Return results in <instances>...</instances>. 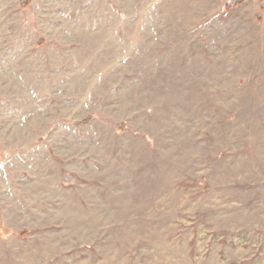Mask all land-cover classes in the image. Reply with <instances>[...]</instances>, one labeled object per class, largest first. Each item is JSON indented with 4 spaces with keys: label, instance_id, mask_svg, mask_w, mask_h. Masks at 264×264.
Instances as JSON below:
<instances>
[{
    "label": "rangeland",
    "instance_id": "obj_1",
    "mask_svg": "<svg viewBox=\"0 0 264 264\" xmlns=\"http://www.w3.org/2000/svg\"><path fill=\"white\" fill-rule=\"evenodd\" d=\"M0 0V264H264V0Z\"/></svg>",
    "mask_w": 264,
    "mask_h": 264
},
{
    "label": "trees",
    "instance_id": "obj_2",
    "mask_svg": "<svg viewBox=\"0 0 264 264\" xmlns=\"http://www.w3.org/2000/svg\"><path fill=\"white\" fill-rule=\"evenodd\" d=\"M243 1L244 0H230L224 5L223 9L228 10L229 8L240 5L241 3H243ZM26 3H28V0H21V4H26ZM261 8L264 9V4L261 5Z\"/></svg>",
    "mask_w": 264,
    "mask_h": 264
}]
</instances>
